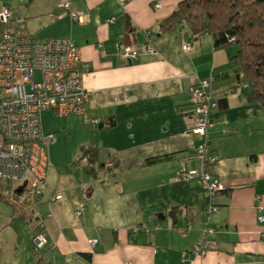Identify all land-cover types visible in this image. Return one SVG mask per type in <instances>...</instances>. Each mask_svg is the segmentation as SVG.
Returning a JSON list of instances; mask_svg holds the SVG:
<instances>
[{"label": "crops", "instance_id": "obj_1", "mask_svg": "<svg viewBox=\"0 0 264 264\" xmlns=\"http://www.w3.org/2000/svg\"><path fill=\"white\" fill-rule=\"evenodd\" d=\"M7 1L33 37L79 46L89 97L81 115L40 111L41 131L52 133L40 141L46 188L28 195L19 181L0 198V264H33L38 252L49 264H183L207 203L217 206L214 244L190 264H264V109L236 88L234 47H214L209 32L192 36L185 23L158 33L180 0H67L80 20L64 0ZM128 45L134 57L123 55ZM202 76L217 99L205 153L217 160L204 167L195 150L203 137L188 132V90ZM182 169L206 171L222 188L210 195L196 175L178 177ZM51 193L58 198L49 202ZM39 222L46 241L36 252Z\"/></svg>", "mask_w": 264, "mask_h": 264}, {"label": "built area", "instance_id": "obj_2", "mask_svg": "<svg viewBox=\"0 0 264 264\" xmlns=\"http://www.w3.org/2000/svg\"><path fill=\"white\" fill-rule=\"evenodd\" d=\"M59 5L70 13L72 20L81 19L79 14L69 11L67 0ZM153 6L157 7L158 3H153ZM191 47L192 41L181 44L183 50ZM136 53L132 45L124 47V56L130 58ZM85 66L81 61L79 46L70 37H33L19 21L10 18L6 6L0 8V182L5 184L1 191L3 194L19 181L26 182L28 195L38 196L46 188L42 172L44 153L40 141L44 137L51 138L52 133L44 135L41 131L39 113L49 109L59 115L83 114L89 97L82 83ZM209 85L208 76L197 77L188 90L193 119L188 132L203 137L202 143L195 148L202 167L206 162L217 160L216 155L205 154L207 128L211 124L209 113L217 106V99ZM90 121L97 123L96 118ZM110 165L107 163L106 169ZM192 175L197 176L210 195L222 188L219 179L206 171L182 169L177 173L180 178ZM57 198L56 193H51L48 200L52 202ZM216 210L217 206L212 203L203 206L201 235L182 257L183 264H190L193 258L201 255L206 244H214V239L208 235L214 231L209 221ZM262 218L261 214L257 215L258 221ZM41 227L42 222H39L31 238L32 248L36 252L46 241ZM189 227L187 224L178 230L184 232ZM95 242L96 239L89 240L91 245Z\"/></svg>", "mask_w": 264, "mask_h": 264}, {"label": "trees", "instance_id": "obj_3", "mask_svg": "<svg viewBox=\"0 0 264 264\" xmlns=\"http://www.w3.org/2000/svg\"><path fill=\"white\" fill-rule=\"evenodd\" d=\"M180 23H185L195 37L209 32L214 47H234L228 64L236 76V88L246 101L259 102L264 109V0H180L158 22V33ZM90 151L82 149V154ZM0 185L2 191L5 184ZM1 191L0 198L7 199L8 190L6 194ZM28 201L27 197L22 200ZM33 264L49 261L38 252Z\"/></svg>", "mask_w": 264, "mask_h": 264}, {"label": "rangeland", "instance_id": "obj_4", "mask_svg": "<svg viewBox=\"0 0 264 264\" xmlns=\"http://www.w3.org/2000/svg\"><path fill=\"white\" fill-rule=\"evenodd\" d=\"M7 4H8V1L7 0H0V8L2 7V6H7ZM23 4V7L25 6L24 5V3H22ZM22 6V5H21ZM233 51V50H232ZM1 191V190H0Z\"/></svg>", "mask_w": 264, "mask_h": 264}]
</instances>
